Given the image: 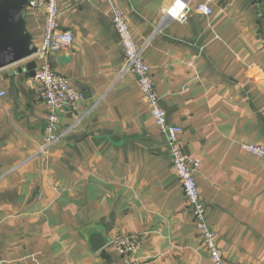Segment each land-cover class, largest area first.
<instances>
[{
	"label": "crops",
	"instance_id": "obj_1",
	"mask_svg": "<svg viewBox=\"0 0 264 264\" xmlns=\"http://www.w3.org/2000/svg\"><path fill=\"white\" fill-rule=\"evenodd\" d=\"M127 14L169 124L228 264H264V0H114ZM189 8L185 22L168 10ZM71 48L55 71L82 96L60 113L65 137L46 151L48 109L19 62L0 70V264H212L125 53L108 0H59ZM37 46L45 16L28 8ZM72 56L61 63L59 56ZM35 71L38 68V61ZM21 68V70H20ZM142 238L129 258L108 246ZM104 240L106 241L105 243ZM136 262V263H135Z\"/></svg>",
	"mask_w": 264,
	"mask_h": 264
},
{
	"label": "built area",
	"instance_id": "obj_2",
	"mask_svg": "<svg viewBox=\"0 0 264 264\" xmlns=\"http://www.w3.org/2000/svg\"><path fill=\"white\" fill-rule=\"evenodd\" d=\"M108 1L113 14V23L125 53L122 72H129L137 78L143 98L150 106L152 120L166 137L172 169L181 183L186 204L193 213L194 224L199 232L202 246L208 252L212 264H228L224 252L218 246L217 233L207 220V208L196 181L200 162L184 154L181 144L182 128L169 124L167 121L166 112L160 105L151 67L144 58L145 47L137 43L127 14L114 0ZM212 1L214 0L199 4L196 10L204 15H211ZM29 8L41 10L45 16L43 40L38 46L37 53L31 58L39 62L35 80L39 97L48 109L45 142L40 148L41 151H46L66 135V132L60 130V113L66 109H76L82 96L70 85L67 77L55 71L49 60L51 52L67 51L74 41L73 32L59 26L58 19L61 14L59 0H32ZM168 13L175 20L185 22L189 8L186 3L176 1ZM3 95L4 92L0 91V97ZM240 149L264 159V144L242 143ZM141 245L142 238L132 234L116 236L108 243L110 248L125 258H129Z\"/></svg>",
	"mask_w": 264,
	"mask_h": 264
},
{
	"label": "water",
	"instance_id": "obj_3",
	"mask_svg": "<svg viewBox=\"0 0 264 264\" xmlns=\"http://www.w3.org/2000/svg\"><path fill=\"white\" fill-rule=\"evenodd\" d=\"M32 0H0V70L33 57L38 46L27 28V12ZM72 56L62 54L61 63ZM37 62L31 60L26 67L31 75L36 74ZM21 70V68H20ZM106 241L104 240L103 243Z\"/></svg>",
	"mask_w": 264,
	"mask_h": 264
}]
</instances>
